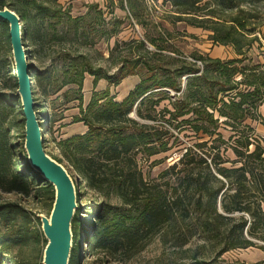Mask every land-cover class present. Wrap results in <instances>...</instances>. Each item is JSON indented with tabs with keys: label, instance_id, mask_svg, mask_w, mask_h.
Instances as JSON below:
<instances>
[{
	"label": "trees",
	"instance_id": "1",
	"mask_svg": "<svg viewBox=\"0 0 264 264\" xmlns=\"http://www.w3.org/2000/svg\"><path fill=\"white\" fill-rule=\"evenodd\" d=\"M164 2L174 12L173 22L209 31L212 42L230 45L240 57L220 60L192 52L188 60L167 39L159 41L149 34L151 12L147 0H118L119 9L125 12L123 18L116 17L114 10L108 7L106 12L102 11L96 4L90 5L84 15L71 17L67 10L62 11L57 0H0V8L8 7L20 17L23 41L41 37L36 27L50 22L58 25L64 21L68 32L87 37L94 34L106 42L117 36L125 21L129 24L134 21L144 31L142 38L114 41L110 52L120 44L135 45L142 52L130 56L125 63L121 62L117 75H106L100 69H82L80 73L78 87H82L83 72L87 71L92 77L93 90L99 79L116 86L128 76L138 77V82L120 101L105 89L92 93L84 108L80 103L82 115L76 121L87 128L86 134L65 139L61 144L77 145L85 165L77 164L71 151L62 145H59L57 156L45 149L48 156L67 168L77 189L82 179L90 189H97L100 171L105 164L121 163V189L135 199L144 198L136 220L130 225L101 204H96L93 209L97 228L90 235V238L94 237L90 254L95 249L105 254L117 253L126 246L140 248L153 234L160 232V228L171 225L177 227L175 246L181 248L196 238L203 244H214L215 257L230 250L256 246L258 241L264 242V208L261 206L264 203V147L251 145L249 139L242 143L237 137L236 144L229 147L236 160L226 167L224 163L228 160L224 159V153L227 147H222L221 135L217 132L221 124L236 132V125L247 119L260 120L264 125L262 117L255 115L257 108L264 106V62L246 57L258 40L254 35L258 26L264 22V0ZM104 15L109 19L106 20ZM9 51L11 53L8 26L0 21V57L6 66ZM168 58L170 62L165 61ZM29 74L31 80L36 81L37 75L32 67ZM6 80L0 88V187L28 196L37 185L40 189L50 185L31 169L26 158L15 156L17 145L23 146V141L16 144L12 140L15 134L24 130V118L19 98L12 93L16 84L10 86L7 83L10 77ZM63 86L58 85L55 91ZM165 100L170 108H159ZM41 109L42 112H37L34 102V111L43 127L39 117L49 119L46 107ZM132 113L136 118L131 116ZM165 116L169 117L166 121L169 127L174 126L180 131L187 126L194 134L203 135L208 140L188 147L184 145L178 159L162 174H172L167 176L164 189L154 194L147 188L141 174L133 169V163L137 153L150 157L183 144L176 136L171 139L173 135L169 134V129L157 123V118ZM45 136L51 139L47 130ZM208 141L211 145H207ZM218 141L220 144L217 145ZM257 197L258 200L254 199ZM78 219L76 212L72 220V227L76 229L73 230L74 236L81 230ZM17 221H21V226L26 229L12 230ZM32 221L40 226L37 217L20 205H0V224L11 229L0 232V256L11 257V248L30 238L28 227ZM261 249L264 250V246ZM215 261V258H208L187 264H214ZM69 264H79L78 250L74 245ZM254 264H264V259Z\"/></svg>",
	"mask_w": 264,
	"mask_h": 264
},
{
	"label": "rangeland",
	"instance_id": "2",
	"mask_svg": "<svg viewBox=\"0 0 264 264\" xmlns=\"http://www.w3.org/2000/svg\"><path fill=\"white\" fill-rule=\"evenodd\" d=\"M57 4L62 11L67 10L71 17L84 15L90 10V5L94 4L105 12L107 7L108 9H113L116 17L123 18L125 15V12L118 7V0H111V2L108 0H57ZM147 6L149 7V12H151L149 34L158 38L159 41L167 39L168 43L176 47L181 55L187 57L188 60H190L189 55L192 52L208 55L211 58H219L220 60L240 57L236 56L230 45L212 42L209 39L211 34L209 31L189 26L182 22H173L174 12L164 0H147ZM105 17L106 20L109 19V16ZM36 28L40 31L41 37H37L34 41L25 40L23 42L29 51L27 57H31L28 59V63L37 75L36 81L30 80L33 87V99L38 108L37 112H42L41 107L45 106L49 119L45 120L43 116L39 117L43 126L41 127L43 128L42 130H47L51 134L50 140H48V136L44 137L43 147L46 150H51L57 156L59 155V145H62V148L69 152L71 151L70 154L73 160L83 166L85 164L79 156L77 145L70 143L61 144V141L65 139L86 134L87 128L82 122L76 121L82 115L80 103L82 108H84L92 93L95 91L100 93L105 89L109 91L110 96H114L116 101H120L138 82V77L128 76L116 86L110 85L104 79H99L93 90L92 77L88 75L87 71L83 72L82 87H78L80 73L82 69H100L106 75H117L121 62L125 63V61L131 59L130 56L138 53L142 54V52L137 50V47L132 44H120L118 48H114L110 52L114 41L127 42L132 39L142 38L144 31L134 21L131 24L125 21L117 36L106 42L103 39H97L94 34L90 37H87V35H74L72 32L67 31L64 21L63 24L58 25H54L51 22L48 24L44 23L42 27L39 25ZM254 35L258 40L246 53V57L263 63L264 22L258 26V31ZM149 48L151 49L150 46ZM170 60L168 58L165 61L170 62ZM6 61L8 66H6L4 59L0 57V88L8 77H10V81L7 83L10 86L14 85V83L16 84L10 51ZM61 84H64V86L59 91H55L56 87ZM12 89V93L15 94L16 86ZM4 91L11 92V90ZM169 95L172 97L171 93ZM165 106L170 108L166 100L160 103L159 108ZM255 115H260L264 120V106H259ZM131 116L136 118L134 113ZM168 118V116L157 118V123L163 124L165 128L169 129V134L173 135L171 139L176 136L183 144L172 147L167 152H161L150 157L143 153H137L133 163V169L141 174L147 184V188L154 194L164 189L167 176L172 174H162L170 164L178 159L184 145L188 147L194 145V143L208 140L203 135L194 134L187 126L180 131L174 126L169 127L166 123V121H169ZM177 121H180V119ZM171 124L174 125L173 122ZM236 126V132L231 131L230 127L223 124L217 130L221 135L222 147L225 145L227 147L224 153V159L228 160L224 163L226 167H230L233 163L232 161L236 160L229 147L236 144L234 141L237 137H240L239 139L242 143L245 139H249L252 143L251 145L259 144L264 147V125L260 120L247 119ZM23 133L24 130L19 131V133L15 134L12 141L16 144L22 143L24 139L22 137ZM218 144H220L219 141ZM207 145H211L210 141H208ZM17 146L19 147L18 151L16 150L15 152V156L25 159L26 154L23 146ZM249 148L251 149L252 147L250 146ZM120 164L106 163V166L100 171L99 182H97L98 188L94 190L90 189L84 179L81 181L76 174L77 179L81 181L77 189L79 209L76 210L81 230L73 237V245L78 250L79 264H187L194 260L201 261L208 260V258H215L214 264H254L264 259V250L261 249V246H264V242L261 241L256 242V246L230 250L218 257L214 255V251H216L214 244H203L196 238H192L188 244L181 248L177 247L175 246V236L177 235V227L175 225L163 226L160 228V232L153 234L140 248L126 246L118 250L117 253L105 254L102 250L95 249V252L90 254L89 251L94 240V237L90 238V235L97 228V222L94 219L95 209H93L96 204H101L105 210L117 216L126 225H130L136 220L140 204L143 203V196L135 199L129 192L121 189ZM38 187V185L34 187L28 196H23L16 192H8L0 187V205L13 203L20 205L27 213H31L34 216L37 214L48 216L54 199L53 186L50 185L49 188L45 187L44 189ZM254 199L258 200V197ZM261 206L264 208L263 202ZM31 223L30 227H28L30 238L23 240L20 245H14L11 248V257L0 256V264H16L17 262L20 264H42L41 257L45 239L40 231L38 222L32 221ZM22 224L21 221L15 222L12 230L26 229L24 225L21 226ZM7 230L11 229L1 223L0 232ZM72 230L76 229L72 227Z\"/></svg>",
	"mask_w": 264,
	"mask_h": 264
},
{
	"label": "water",
	"instance_id": "3",
	"mask_svg": "<svg viewBox=\"0 0 264 264\" xmlns=\"http://www.w3.org/2000/svg\"><path fill=\"white\" fill-rule=\"evenodd\" d=\"M0 21L8 26L11 58L16 78L15 95L24 118L23 149L28 165L53 186L54 199L48 216L37 214L46 241L42 264H69L73 245L72 220L78 209L77 187L64 166L48 156L43 147L44 131L34 111L28 49L23 42L20 17L10 8H0ZM22 31V32H21ZM25 48V49H24ZM30 77V78H29Z\"/></svg>",
	"mask_w": 264,
	"mask_h": 264
},
{
	"label": "bare ground",
	"instance_id": "4",
	"mask_svg": "<svg viewBox=\"0 0 264 264\" xmlns=\"http://www.w3.org/2000/svg\"><path fill=\"white\" fill-rule=\"evenodd\" d=\"M61 165V164H60ZM62 166V165H61Z\"/></svg>",
	"mask_w": 264,
	"mask_h": 264
}]
</instances>
